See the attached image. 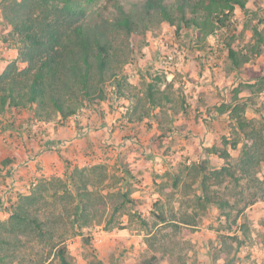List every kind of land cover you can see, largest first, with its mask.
<instances>
[{"label": "rangeland", "instance_id": "1", "mask_svg": "<svg viewBox=\"0 0 264 264\" xmlns=\"http://www.w3.org/2000/svg\"><path fill=\"white\" fill-rule=\"evenodd\" d=\"M147 1L99 0L91 9L93 18L113 21L119 14L116 3H121L134 17L144 18V32L129 37L121 30L113 31L118 56L123 59L128 49L130 53L121 72L125 75L122 94L147 92L154 82L160 97L158 115L167 124L172 121L177 130L185 124L179 121L180 115L193 113L196 127L200 116L213 124V112L216 134L206 144L227 150L229 156L208 152L197 144L196 133L169 135L157 126L160 133L149 135L148 140L162 152L163 169L145 176L132 167L133 162L160 160L148 156L149 143L134 133V125L119 129L128 137L125 149L118 152L107 145L101 160L90 164L63 158L62 164H54L56 171L10 188L0 208L5 264H60L56 255L60 242L71 264H147L152 256L156 259L151 264H264V0H246L245 10L237 6L236 31L229 41L242 61L238 68L220 29L203 38L196 26L183 25L176 32L177 6L184 4L192 16L198 0H164L173 3L174 24L164 19L158 6L147 13ZM196 16L201 20L203 12ZM162 36L169 42L167 49L176 50L169 69L160 63L166 50L159 42ZM5 38H11V33L2 23L0 40ZM132 71L136 78H130ZM200 79L211 88L200 91ZM113 82L108 81V98L117 108L125 104L121 103L125 98ZM202 105L212 106L206 117ZM119 113L116 122L126 117L125 110ZM238 116L247 120L244 130L238 128ZM17 117L9 112L0 125ZM183 141L192 148L190 163L184 162L180 152ZM4 145L0 139V148ZM246 150L255 152L249 165L243 162ZM0 151L1 167L4 159L12 157ZM201 164L206 166L204 172L198 167ZM72 173L85 191L86 207L79 212L75 190L69 185ZM17 175L22 181L20 172ZM31 194L36 196L26 211L45 220L49 230L45 236L32 225L15 226L10 221L22 196Z\"/></svg>", "mask_w": 264, "mask_h": 264}, {"label": "trees", "instance_id": "2", "mask_svg": "<svg viewBox=\"0 0 264 264\" xmlns=\"http://www.w3.org/2000/svg\"><path fill=\"white\" fill-rule=\"evenodd\" d=\"M98 1L0 0L3 23L11 33V38L5 40L18 45V56L0 72V121L9 112L22 113L27 110L29 119H58V123L63 125L89 104H99L107 99L110 92L108 81L111 79L114 81L113 87L122 95L125 75L121 72L130 53L128 49L123 59L118 56L113 31L121 30L130 37L144 32L147 27L144 18L134 17L133 12L121 3H116L119 14L115 20L93 18L91 9ZM156 6L160 7L164 19L174 24L175 18L171 14L173 3L148 0L147 13H151ZM237 6L245 10L246 0H198L193 5L192 16H189L185 5L181 3L176 8V32L183 25L196 26L198 35L203 38L220 29L224 34L228 55L235 68H238L242 61L229 41L233 39L236 31L233 19ZM199 11L203 12L201 20L196 16ZM159 103L160 97L154 91V82H150L146 96L137 100L127 116L133 120H141L150 115ZM236 121L238 128L244 130L247 125L246 118L238 116ZM206 150L222 157L229 156L227 150H218L213 146ZM254 159L255 152L246 150L244 164L249 165ZM11 161V158H6L3 164ZM198 167L200 172H204L206 166L201 164ZM222 172L220 170L218 173ZM227 173L231 174L229 171ZM68 177L71 180L69 185L71 182L75 190L78 203L76 211L79 212L86 207L85 191L75 174ZM35 196H22L10 221L15 226L22 223L32 225L40 236H45L49 232L44 227L45 220L26 211ZM2 203L0 196V207H3ZM219 204L225 205L224 202ZM3 241L4 238H0V264H5ZM56 255L60 264H71L62 242L59 243ZM155 259L152 256L146 263L151 264Z\"/></svg>", "mask_w": 264, "mask_h": 264}, {"label": "crops", "instance_id": "3", "mask_svg": "<svg viewBox=\"0 0 264 264\" xmlns=\"http://www.w3.org/2000/svg\"><path fill=\"white\" fill-rule=\"evenodd\" d=\"M2 23L3 17L0 13V24ZM17 56L18 48L12 45L11 41H6L5 39L0 40V72ZM136 76L137 74L132 71L130 78H136ZM203 84L204 81L200 79L197 85L200 91L211 88L210 85ZM146 94L147 92L145 91H138L132 96L122 94L121 96L125 99L121 103L125 104L117 108L113 107V102L109 98L99 104H89L63 125L58 123V119L52 121L29 119V112L27 110L22 113H17L18 119L0 125V139L6 144L0 149L4 153H9L12 157V161L6 165L3 164L4 160L1 162L0 196L3 200L2 205L5 206V199L11 193V187V189H15L18 185L29 181L31 184L35 182V176L56 171V168L54 170V164H62L63 158H65L64 161L69 157L74 162L90 164L101 160L102 152L107 149V145H112L108 148H118V152L125 149L129 145V141L127 142L128 137L124 132L119 131V128L114 123V119L120 117L119 111H126V118L130 120V127L134 125L133 131L140 140L147 139L144 144L149 143V146L146 148L148 156H156L160 160L155 164L153 162L146 163L141 160L133 162L132 167L138 172L141 171L142 174L144 173L145 176L151 175L150 173L153 169L158 171L163 169L162 164L164 162L161 161L163 157L162 152L155 150V145L148 140L149 135L152 136L154 133H160L158 127L168 130L167 133L169 135L177 132L183 134L196 133L198 145H204V147L212 145L210 143L206 144V142L213 140L216 134L214 131L215 125L212 127L216 122V117L213 112H210V119L214 120V122L212 121L213 124L209 122L205 123L200 116L198 118L200 122L196 123V127L192 124V122H196L193 120V117H195L193 113L185 116L180 115L179 121L185 123L181 130H177L173 126L172 121L169 124L162 121V118L158 115L160 106H157L154 110L152 109L151 114L144 116L141 120H133L127 116L128 112H131L135 107L137 100L142 96L145 97ZM207 106H200L201 109H205L202 114L204 117L208 115L209 108L211 109L212 107L211 105ZM12 113L15 114L16 112L13 111ZM135 138L137 139L136 136ZM124 141L127 145H124ZM186 143V141H183V147L180 152L181 155L184 154V162L187 161V163H190L191 158L189 155L192 153V148L186 145ZM141 150L137 153L138 156H140ZM24 163H29V166H24ZM18 172H20V177L22 175V181L18 178Z\"/></svg>", "mask_w": 264, "mask_h": 264}, {"label": "built area", "instance_id": "4", "mask_svg": "<svg viewBox=\"0 0 264 264\" xmlns=\"http://www.w3.org/2000/svg\"><path fill=\"white\" fill-rule=\"evenodd\" d=\"M159 42L161 45L166 49L162 55L160 56V63L164 66V68L169 69V67L173 64L176 58V50L174 49H167L169 46V42L167 41V38L165 36H162L159 39ZM119 129H125L128 126H130V120L129 118H123L118 122H114ZM113 123V124H114ZM110 132V131H109ZM1 182V180H0Z\"/></svg>", "mask_w": 264, "mask_h": 264}]
</instances>
